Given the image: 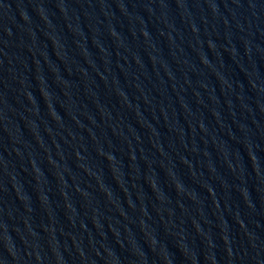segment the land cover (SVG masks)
Wrapping results in <instances>:
<instances>
[{
  "label": "water",
  "instance_id": "1",
  "mask_svg": "<svg viewBox=\"0 0 264 264\" xmlns=\"http://www.w3.org/2000/svg\"><path fill=\"white\" fill-rule=\"evenodd\" d=\"M0 264H264V0H0Z\"/></svg>",
  "mask_w": 264,
  "mask_h": 264
}]
</instances>
